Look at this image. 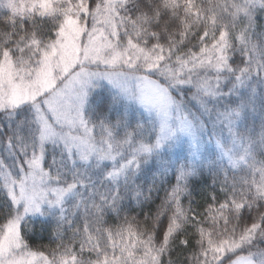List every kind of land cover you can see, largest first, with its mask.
I'll use <instances>...</instances> for the list:
<instances>
[{
  "label": "trees",
  "instance_id": "1",
  "mask_svg": "<svg viewBox=\"0 0 264 264\" xmlns=\"http://www.w3.org/2000/svg\"><path fill=\"white\" fill-rule=\"evenodd\" d=\"M66 1L45 11L0 1V62H35L75 15L77 0ZM245 2L112 0L116 45L156 57L151 76L196 145L159 148L156 117L98 88L83 111L96 151L82 160L63 145L43 150L50 181L72 192L21 222L26 251L48 264H264V10L243 14ZM36 133L27 111L0 112V163L16 174ZM13 213L0 177V238Z\"/></svg>",
  "mask_w": 264,
  "mask_h": 264
},
{
  "label": "rangeland",
  "instance_id": "2",
  "mask_svg": "<svg viewBox=\"0 0 264 264\" xmlns=\"http://www.w3.org/2000/svg\"><path fill=\"white\" fill-rule=\"evenodd\" d=\"M0 1L20 10L37 6L45 11L65 0H27L26 7L19 0ZM245 1L243 14L264 10V0ZM76 4L75 15L69 11L56 40L27 69L15 67L9 56L0 62V112L15 117L18 110L27 111L37 126L33 150L17 163V173L0 163V177L14 205L0 238V264H48L23 248L20 224L26 217L42 216L44 208H61L72 192L70 187L53 184L44 171L46 146L63 145L82 160L96 151L83 111L98 88L107 87L156 117L159 148L182 139L196 145L193 127L176 107L173 95L151 76L156 57L116 45L112 0H102L92 9L82 0ZM227 264L256 263L237 258Z\"/></svg>",
  "mask_w": 264,
  "mask_h": 264
}]
</instances>
